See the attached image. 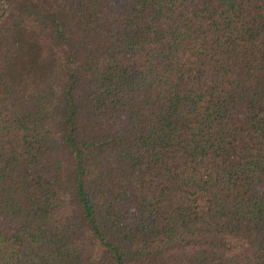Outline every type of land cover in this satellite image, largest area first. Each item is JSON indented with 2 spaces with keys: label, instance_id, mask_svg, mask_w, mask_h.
I'll list each match as a JSON object with an SVG mask.
<instances>
[{
  "label": "trees",
  "instance_id": "1",
  "mask_svg": "<svg viewBox=\"0 0 264 264\" xmlns=\"http://www.w3.org/2000/svg\"><path fill=\"white\" fill-rule=\"evenodd\" d=\"M0 264H264V0H0Z\"/></svg>",
  "mask_w": 264,
  "mask_h": 264
}]
</instances>
